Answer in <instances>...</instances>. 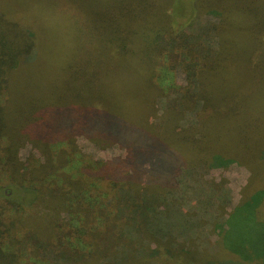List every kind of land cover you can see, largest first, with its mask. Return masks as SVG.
I'll return each instance as SVG.
<instances>
[{"label":"trees","instance_id":"trees-1","mask_svg":"<svg viewBox=\"0 0 264 264\" xmlns=\"http://www.w3.org/2000/svg\"><path fill=\"white\" fill-rule=\"evenodd\" d=\"M231 164L210 252L179 198ZM263 194L264 0H0V264L248 260Z\"/></svg>","mask_w":264,"mask_h":264},{"label":"rangeland","instance_id":"rangeland-1","mask_svg":"<svg viewBox=\"0 0 264 264\" xmlns=\"http://www.w3.org/2000/svg\"><path fill=\"white\" fill-rule=\"evenodd\" d=\"M22 0H14L15 5ZM211 15H203L199 19V22L204 27L207 22H211ZM199 24V23H198ZM198 26V25H197ZM203 32L200 30V33ZM205 38V37H204ZM177 81L180 83H184L185 79L183 73L180 70L176 71ZM78 146L85 153L92 155L95 158H111L114 156H123L124 151L123 148L118 147L117 145H112L110 147L101 148L97 145L91 143L84 137H77L76 140ZM29 146L21 149L20 156L21 159H24L29 151ZM200 172H194V175L189 179L188 190H184L185 192L179 198L181 204L184 205V212L187 210H193L190 218L186 220L188 222V226L191 227L190 235L195 236L197 238V243L203 245L204 247L210 250V252L216 250L218 246H220V239L218 238L217 231L212 230L211 225L213 221L216 220V224H220L226 212L230 211L233 206L237 205L242 199V188L248 181L249 173L248 171L236 164H231L227 168H213L209 169L205 176L200 179L198 178ZM224 179L223 183H220L217 188L214 187L213 182H220ZM206 183V185H205ZM203 186V187H202ZM211 188L214 191L208 193L204 191V189ZM259 200L257 203V215L255 216V229L252 231V234L248 235V239L246 240L248 244L247 250L244 252V256L247 254L251 257L248 260H241L239 257H234L232 253L228 250L227 253L232 255L234 259L230 258L232 263L226 264H264V258L261 256L263 254L262 250L264 249V233L260 232V226L258 222L264 220V194L259 196ZM187 209V210H186ZM199 216H202L203 221H198ZM174 219H177L178 216L174 215ZM178 224L176 221H174ZM251 223V224H252ZM232 226V225H231ZM242 233V232H241ZM224 251V252H226ZM262 252V253H260ZM220 254L217 252L214 254L213 259L217 258ZM207 256V255H206ZM256 256V257H252ZM262 257V258H261ZM208 260L209 256L206 257ZM225 260V259H224ZM229 260V261H230ZM149 264H159V262L153 260Z\"/></svg>","mask_w":264,"mask_h":264}]
</instances>
